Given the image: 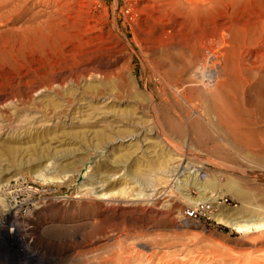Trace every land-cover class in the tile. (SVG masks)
I'll list each match as a JSON object with an SVG mask.
<instances>
[{
  "label": "rangeland",
  "instance_id": "rangeland-1",
  "mask_svg": "<svg viewBox=\"0 0 264 264\" xmlns=\"http://www.w3.org/2000/svg\"><path fill=\"white\" fill-rule=\"evenodd\" d=\"M194 1L0 0V214L30 196L33 201L22 213L28 219L25 229L34 227L36 237L9 234L13 221L0 227V264H96L94 257L115 255L120 245L143 256L181 251L179 259L201 251L264 256L253 253L255 246L264 248L254 243V234L218 222L242 217L246 208L260 210L264 218V139H254L259 147L243 152L223 141L232 153L226 161L206 154L201 139H163L152 124L148 97L154 96L160 109L176 92L165 79L169 71L163 60L180 61L185 54L220 71L230 94L241 87L247 97L252 93L253 109L264 117V0H218L212 11ZM45 50L62 68L101 60L108 76L95 73L43 88L60 69ZM71 88L73 112L66 95ZM165 94L169 97L161 98ZM118 115H125L127 124ZM104 128L112 132L99 143L96 135ZM63 168L67 178L60 186L36 177V171L45 175ZM196 172L200 183L217 185L215 192L191 183L178 188L182 175ZM103 185L115 192L124 188L126 195L94 199ZM19 187L38 192H19ZM98 220L107 221L103 233Z\"/></svg>",
  "mask_w": 264,
  "mask_h": 264
},
{
  "label": "bare ground",
  "instance_id": "bare-ground-1",
  "mask_svg": "<svg viewBox=\"0 0 264 264\" xmlns=\"http://www.w3.org/2000/svg\"><path fill=\"white\" fill-rule=\"evenodd\" d=\"M187 1L189 2L190 0H187ZM194 2H195V4H198V3H196V0ZM200 2H201V0H200ZM45 55L50 60L55 61L56 67L57 68L59 67L60 69L55 70V72H54L55 75H54V73H53V75L51 74L52 77L49 76L48 79H46L42 83L43 88L51 87L53 85H55L56 88H58L60 85H62L66 81L69 84L77 83L78 78L81 76H83V77L94 76L95 73H98L101 75L106 74V72H104L102 70L103 68H105L104 67L105 63L101 60L91 61L88 64H86V66L81 67L80 69L74 68L73 65L69 66L68 68L67 67L62 68L61 67L62 66L61 60L55 59L54 55L50 51L45 50ZM185 56H186V58L183 56V60H180V61L171 59V61L166 62L165 58L163 60L164 63H167L166 66H167L168 71H169V74L165 79H166L169 87L172 90H175L176 91L175 93H178V94L174 93V94H171V96L169 97L168 96L170 94L168 92L169 90L168 91L166 90L167 93H169V94L168 95L165 94V96H163L161 98L164 99L165 97L168 96L171 101L167 102V103L165 102V105L164 106L161 105L162 107H160V109H158L154 103L155 97L154 96L148 97V95H147V97L150 98L149 99L151 101L150 105H152V109L154 112L152 124H154V126L156 127L157 133H159L161 136H163L162 137L163 139H198V140L201 139V142L199 144L201 145L203 151L206 154L211 155V156L216 155V154H218L217 156H219V155H221L222 157L224 156L227 158V159H225L226 161L230 158L232 153L230 154V151H228L227 148H225L223 146L224 145L223 141L229 142L230 146L232 145L234 150L239 149L242 152H243L244 148L247 150L253 151L254 147H256V148L259 147V144L256 142L257 140L255 141L254 139H259V140L264 139V130L262 127H260V125L263 124V122H264V117H262L260 114L257 115L255 110L253 109V106L257 105V102H255L256 103L255 104L252 100V97H250L252 95V93H251V95L249 94L250 96L247 97L248 94L242 92L241 91L242 87H241L238 89L239 92L234 93V94H230L229 92H227L228 90H226V88H228L227 87L228 83H227V85H225L226 88L224 87V80L226 81L227 79H225L226 78L225 77V78H223L224 79L223 80L220 77L221 74L220 75L218 74V73H221L220 71L217 70L218 72H215V70L210 67L211 65L204 64V61H202L198 57L195 58L194 56H191L189 54H185ZM70 64H68V65H70ZM98 74H96V75H98ZM164 74H165V72H164ZM106 76H108V75L106 74ZM250 78H252V77H250ZM250 78H249V80H250ZM252 80H254V79H252ZM232 81H234V80H232ZM247 81H248V79H247ZM226 82H228V81H226ZM252 83H253V81H252ZM230 84H232V83H229V88L233 87L234 83L232 86H230ZM236 85H237V83H236ZM241 85H243V84H241ZM250 85H249V87H250ZM260 86H262V85H260ZM93 87H94V85H93ZM235 88H232L231 90H234ZM70 90H69V92L66 93V95L69 99V101H68L69 105L68 106L70 107L71 112H73L74 111L73 103L75 102L76 98H75L74 91H72L73 88H71ZM247 91L248 90H246V92ZM171 92L173 93L174 91H171ZM232 92H234V91H232ZM248 92H250V91H248ZM260 92L262 93V91H260ZM94 93H96L95 87L93 89V94ZM98 93H97V95H98ZM144 93H146V92H144ZM54 94L56 96L60 95V89H59V91H55ZM134 94L136 95V93H134ZM256 94H257V92H256ZM260 94H259V96H262ZM99 95H100V93H99ZM159 96H161V95H159ZM179 97H181L182 99L180 100ZM157 98H158V96H157ZM161 98L159 97L158 99H161ZM163 99H161V100H163ZM147 100L148 99H146V101ZM262 100H263V98H262ZM144 102H145V99H144ZM160 103H161V101H160ZM263 103H264V101H263ZM148 105H149V102H148ZM145 109H146V106H145ZM251 109L254 111H252ZM56 110H58V109H56ZM60 113H61V110H59L58 115H61ZM122 113H123V111H122ZM106 114H108V113H106ZM118 114H120V113H118ZM125 115L127 116L126 118H130L128 113ZM131 115H132L131 118L133 119V114H131ZM100 116H101V114H100ZM119 116H122L124 119L123 115H118V117ZM134 116H135V113H134ZM114 118H117V117H115V115H114ZM106 119H108V118H106ZM118 119H121V118H118ZM123 119H121V120L123 121ZM132 119H130V121ZM125 121H123V122H125ZM127 122H128V120L126 121V124H127ZM102 123H104V122L102 121ZM110 123L111 122H109V125H111L114 122H112L111 124ZM137 123L138 122H136V124ZM105 125H106V123H105ZM107 126H108V124H107ZM115 126L113 127V125H112L110 127L115 128ZM123 126H124V124H123ZM102 130H103L102 132H100V133L98 132V135H96L100 138L99 139L97 137L99 143L106 141V138L112 132L111 131L109 133L108 132L109 129L107 130V128H104ZM123 131L124 130H122L121 132L124 133ZM127 133L128 132L126 131L125 134L127 135ZM132 133H134V132H131V134ZM113 134H115V133L113 132ZM125 134H123V135H125ZM127 136H130V135H127ZM118 137H119V135H118ZM121 138H122V136H121ZM221 140H222V142H221ZM262 141H260V142H262ZM196 142H197V140H196ZM256 143H257V146H256ZM168 144H169V142H168ZM262 144L263 143L260 144L261 150L263 148ZM230 150H232V149H230ZM244 151L246 152V150H244ZM258 152H259V150H258ZM41 156H43V155H41ZM256 157L259 159V156H256ZM256 157L253 159L256 160L257 159ZM41 158L45 159L46 157H41ZM215 159H217V158H215ZM209 163H211V165H212V162H209ZM223 167H224V165H222V168ZM91 168H93V166ZM166 169H168V168H166ZM163 171H166V170H163ZM36 172H37L36 173L37 179H40V182H42L43 184L46 183L47 186L50 184V182L56 183L59 185L61 183H64L66 178H67V175H64V176L62 175V173H64V168L61 169L59 172H57L56 170H53V172H50V170H49L50 173L49 172L46 173L47 172L46 171L45 175L42 174L43 173L42 171H36ZM197 173L199 174V172H196V174L193 173L192 175L191 174H188L187 176L182 175L181 178L184 177V180H181L179 182V179H178L176 181L178 188L182 187L184 189V188H187L189 186H192L191 184H193L196 187L201 185V187L204 188V190H208V191L213 190L212 192H215L214 188H217V185H215V183H213V182H207L208 184L207 183L206 184L200 183V181L198 180V178H200V177H198L199 175L197 176ZM246 174H248V173H246ZM255 174L256 173H254V175ZM249 176H251V174H249ZM245 177H247V176H245ZM255 178H254V180H255ZM0 179H1V177H0ZM256 180H257V178H256ZM91 181L93 182V177L89 178L88 184H92ZM237 181H239V179ZM249 181H251V180H249ZM261 181H262V178H261ZM231 182L232 181H230V183ZM244 183H241V184H244ZM246 183H245V185H246ZM234 184H236V183L234 182ZM227 185L232 186V184H227ZM237 185H238V182H237ZM247 185H248V183H247ZM104 186L105 185H103L101 190L97 193L98 195L94 199H96V198L104 199L107 196L111 197L114 195H119V196L126 195L124 188L118 189L115 192L114 190L112 191L111 188H109V187L104 188ZM18 189H19L18 190L19 192H23V193H26L27 191L38 192L35 190H28L27 188H21V187H19ZM82 190L84 191V189H82ZM228 190L231 191L232 189H228ZM257 190H259V189H257ZM3 191L6 192L7 189H4ZM234 192H237V191L235 190ZM258 192H260V191H258ZM94 193H96V192H93V194ZM216 193H214V194H216ZM78 194H80V193H78ZM238 194H240V193H238ZM233 196H235V195L233 194ZM80 197H82V196H80ZM25 198L28 199V200H26L25 203L23 200L22 201L23 203H18V206L16 204L15 208L9 207L8 210L3 211L0 214V227L5 228V226L8 224L9 221H13V223H15V225L10 224L11 226H10V230H8L9 231L8 233L11 235H15L16 233H18V234L24 233V235H23L24 239H30V241H33L34 237H35L34 236L35 233L33 234L31 232V229L34 227H31L29 229H27V228L25 229L26 223L28 224V219L22 213V212H24V205H28L29 202H31L33 200H31L32 198H30V196H26ZM46 200H48V199H46ZM214 200H216V199H214ZM36 203H37V201H36ZM39 204H40V202H39ZM250 204H252V203H250ZM4 206L5 205H3L2 207H4ZM37 206H38V204H37ZM5 208H3V209L5 210ZM244 211H245L243 213L244 216L242 215V217L238 216V217H234L232 219L231 218L225 219V218H218L217 217L218 222L223 224L224 226H227V227L233 229L235 232H237L239 234H245V235L246 234L247 235L248 234H254L255 235V238L253 240L254 243L264 244V218H262L263 214L260 213V210H256L255 208L254 209L253 208H250V209L246 208V209H244ZM106 224H107L106 220H100V221L98 220L96 225H97L99 232L103 233L102 229L106 230V228H107ZM11 227H14V229L12 230ZM4 231H5V229H4ZM126 233H128V232H126ZM90 237H91V233L86 234L85 239H87V242H88V239H90ZM220 247H219V249H220ZM181 250H184V249H181ZM259 251L264 252V248L263 247L256 248V246H255L253 253L255 254V253H258ZM208 252L203 253L201 251L200 254H196V256H194V258H192V259H191V257H192L191 254H187L186 256L183 255L184 257L182 256V259L180 258L181 259L180 260L179 254L181 256V254L183 253V252L181 253V251L179 252V254L172 251L171 254H168L167 256L161 257L160 254H158L159 252L157 253L154 250V252L149 253L146 256H143L144 254L142 255V252H139L137 249L124 250L122 245H120L119 251L117 253H115V255H112V256L103 255V256H99V257H94L92 262L95 261L96 264H134L135 263L134 261H137L138 264H264V256H259V257H253L254 255L253 256L252 255H250V256H235L234 254L226 253V252H220V251H214V252L208 251ZM89 259H92V258H89Z\"/></svg>",
  "mask_w": 264,
  "mask_h": 264
},
{
  "label": "clouds",
  "instance_id": "clouds-1",
  "mask_svg": "<svg viewBox=\"0 0 264 264\" xmlns=\"http://www.w3.org/2000/svg\"><path fill=\"white\" fill-rule=\"evenodd\" d=\"M200 5L205 11H212L218 6V0H201Z\"/></svg>",
  "mask_w": 264,
  "mask_h": 264
}]
</instances>
